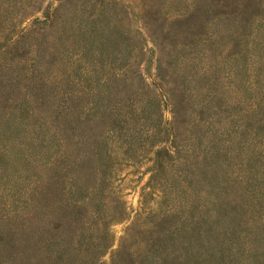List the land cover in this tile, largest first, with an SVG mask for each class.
Instances as JSON below:
<instances>
[{
    "label": "rangeland",
    "instance_id": "rangeland-1",
    "mask_svg": "<svg viewBox=\"0 0 264 264\" xmlns=\"http://www.w3.org/2000/svg\"><path fill=\"white\" fill-rule=\"evenodd\" d=\"M0 264H264V0H0Z\"/></svg>",
    "mask_w": 264,
    "mask_h": 264
}]
</instances>
